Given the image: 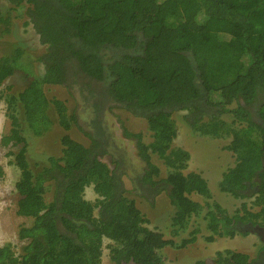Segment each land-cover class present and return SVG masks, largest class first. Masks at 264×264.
Returning a JSON list of instances; mask_svg holds the SVG:
<instances>
[{
    "label": "trees",
    "instance_id": "obj_1",
    "mask_svg": "<svg viewBox=\"0 0 264 264\" xmlns=\"http://www.w3.org/2000/svg\"><path fill=\"white\" fill-rule=\"evenodd\" d=\"M5 2L8 10L31 22L46 49L38 57L41 75L25 61L20 46L0 53V86L17 70L30 77L23 89L5 97L10 129L0 144L19 146L8 151L19 171L16 214L32 219L18 230V238L26 241L19 253L10 243L0 246V264H101L103 238L110 240L113 264H165L162 248L180 249L197 238L198 226L180 242L151 230L119 175L101 159L107 151L95 138L86 146L65 133L59 139L60 155L31 167L24 130L42 136L54 119L65 131L77 124L66 102L46 92L47 86L68 85L71 74L102 83L110 100L146 119L149 142L140 133H124L135 139L137 157L144 163L138 182L166 192L176 209L174 226H187L202 210L191 193L212 198L200 173L184 171L188 151L172 145L177 135L172 113L182 110L192 115L188 122L194 131L230 137L224 148L234 163L222 173L219 189L252 199L234 213L215 201L205 202L210 234L204 239L233 237L240 232L234 228L238 221L264 226V0ZM0 21L6 25L9 17ZM113 49L126 51L105 57ZM205 105L217 112L202 120ZM226 112L230 122L219 117ZM152 155L166 166L164 177L158 178ZM90 185L94 201L84 197ZM260 258L257 254L249 260L246 253L224 249L211 264H255Z\"/></svg>",
    "mask_w": 264,
    "mask_h": 264
},
{
    "label": "rangeland",
    "instance_id": "obj_2",
    "mask_svg": "<svg viewBox=\"0 0 264 264\" xmlns=\"http://www.w3.org/2000/svg\"><path fill=\"white\" fill-rule=\"evenodd\" d=\"M9 6L5 0H0V17L8 16L9 22L5 25L0 21V53H10L13 47L20 46L24 49L23 58L30 61L31 66L38 75L43 73L42 64L38 57L46 49L39 41L35 29L26 17H19L15 11L8 10ZM139 42V40H138ZM124 49L107 50L105 57L113 56L114 53L125 52ZM28 60V61H27ZM30 77H26L21 70H17L13 75L6 78L0 86V142L2 135L8 133L10 120L6 107L5 97L7 94L16 93L23 89ZM68 85L47 86V95L55 96L66 102L68 112L74 113L77 124L72 125L68 131L63 130L54 119L52 128L42 136H36L29 130H24L27 138V157L32 168L36 169L37 162L44 163L49 156H59L61 150L60 136L68 133L72 138L80 141L84 145H90L91 139L95 138L107 152L101 158L111 170L119 175L125 193L135 198L137 206L149 219L148 227L162 234L165 239H173L180 242L181 239L189 238L190 232L198 226L199 231L194 242L187 243L184 247L177 249L171 246L162 248V253L166 256L165 264H194L196 260H204L211 264L217 251L229 249L233 252L246 251L249 257L256 256L258 239L256 235L236 233L233 237L220 236L228 239V243L220 244L206 241L204 236L210 232L206 227L205 212L208 209L205 202L215 201L226 208L229 213L242 206V202H248L250 198H235L231 194L219 189L218 183L222 178V173L234 163L233 154L224 147L228 144L230 137H212L200 134L191 128L188 120H192V115L187 110L172 113L177 127V135L172 145L184 148L189 153L187 168L185 172L195 171L207 181L212 193V198L205 199L197 193H191L189 197L202 204L199 215H193L189 219L187 226L178 228L173 225V217L176 209L170 204L165 191L157 192L148 186L138 182L139 176L143 173L144 163L137 157L135 139L125 135L124 130L129 133H140L145 142L151 140V133L147 128L146 119L136 116L127 111L120 103L110 100L105 95L102 83L95 82L79 74H71L67 78ZM89 84V85H87ZM98 89V90H95ZM94 90V91H93ZM233 107V102L228 103ZM206 114L202 115V120H207V115L216 113L217 108L204 107ZM223 120L230 122L231 113H221ZM19 146H2L0 144V246L10 243L15 253L21 251L25 240L18 238V230L21 226L31 224V218L22 217L16 214L17 193L15 191V181L19 171L15 165L10 163L12 156L8 151H16ZM151 161L159 168V176L164 177L167 169L156 155L151 156ZM249 190L248 193H251ZM84 197L94 201L97 197L92 186H87L84 190ZM47 200L50 199L46 195ZM247 204V207L249 204ZM255 210L257 208H254ZM97 213V209L94 210ZM177 231L175 232V230ZM246 235V236H245ZM245 237V238H244ZM110 240L103 238L101 264H113L109 258L108 244ZM219 249V250H217ZM123 264H135L127 262Z\"/></svg>",
    "mask_w": 264,
    "mask_h": 264
},
{
    "label": "flooded vegetation",
    "instance_id": "obj_3",
    "mask_svg": "<svg viewBox=\"0 0 264 264\" xmlns=\"http://www.w3.org/2000/svg\"><path fill=\"white\" fill-rule=\"evenodd\" d=\"M238 222H240V221H238ZM243 223H246V222H243ZM255 225H259V224H255ZM259 227L261 229H258L256 231V234H254L257 236V239H258V245H257L255 252H256V255L261 254L262 258H260L255 264H264V250H261L262 246L264 245V226L259 225ZM254 258L255 257H253V258L249 257V260H252Z\"/></svg>",
    "mask_w": 264,
    "mask_h": 264
},
{
    "label": "water",
    "instance_id": "obj_4",
    "mask_svg": "<svg viewBox=\"0 0 264 264\" xmlns=\"http://www.w3.org/2000/svg\"><path fill=\"white\" fill-rule=\"evenodd\" d=\"M239 223V224H238ZM234 228L239 230L240 232H250V233H253V234H256V231L258 229H261L259 227V225H255L253 224L252 222H246V223H243V222H237L235 225H234Z\"/></svg>",
    "mask_w": 264,
    "mask_h": 264
},
{
    "label": "crops",
    "instance_id": "obj_5",
    "mask_svg": "<svg viewBox=\"0 0 264 264\" xmlns=\"http://www.w3.org/2000/svg\"><path fill=\"white\" fill-rule=\"evenodd\" d=\"M251 235H253V233H251ZM246 236V235H245ZM254 236V235H253ZM245 238V237H244ZM216 239V238H215ZM214 239V240H215ZM228 241V239H223L222 240V237H218L214 242H212V243H218V244H220V247H219V249H221L222 248V245H223V242H226V243H228L227 242ZM219 249H217V250H219ZM239 253H246L247 254V252L246 251H243V252H239ZM251 258V257H250Z\"/></svg>",
    "mask_w": 264,
    "mask_h": 264
},
{
    "label": "clouds",
    "instance_id": "obj_6",
    "mask_svg": "<svg viewBox=\"0 0 264 264\" xmlns=\"http://www.w3.org/2000/svg\"><path fill=\"white\" fill-rule=\"evenodd\" d=\"M250 233V232H249Z\"/></svg>",
    "mask_w": 264,
    "mask_h": 264
}]
</instances>
